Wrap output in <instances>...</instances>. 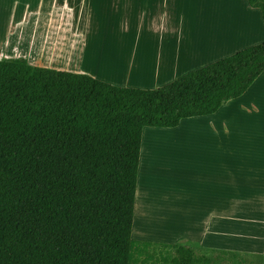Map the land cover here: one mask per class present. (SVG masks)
<instances>
[{
	"label": "crops",
	"instance_id": "crops-1",
	"mask_svg": "<svg viewBox=\"0 0 264 264\" xmlns=\"http://www.w3.org/2000/svg\"><path fill=\"white\" fill-rule=\"evenodd\" d=\"M263 42L262 13L248 0H0V59L23 57L123 87H162ZM256 81L216 113L152 133L165 142L176 136L185 148H147L146 157L141 148L135 211L141 195L144 207L178 219L162 241L168 258L180 245L211 264L260 258L254 245L257 234L264 243V148L234 142L244 136V118L264 115V80ZM175 175L176 185L165 180Z\"/></svg>",
	"mask_w": 264,
	"mask_h": 264
},
{
	"label": "trees",
	"instance_id": "trees-1",
	"mask_svg": "<svg viewBox=\"0 0 264 264\" xmlns=\"http://www.w3.org/2000/svg\"><path fill=\"white\" fill-rule=\"evenodd\" d=\"M263 72L264 42L155 89L0 59V264H129L145 128L212 115ZM170 264L211 261L180 245Z\"/></svg>",
	"mask_w": 264,
	"mask_h": 264
},
{
	"label": "rangeland",
	"instance_id": "rangeland-1",
	"mask_svg": "<svg viewBox=\"0 0 264 264\" xmlns=\"http://www.w3.org/2000/svg\"><path fill=\"white\" fill-rule=\"evenodd\" d=\"M259 80H264V75H262L260 79H258V81ZM261 82L262 81H259L258 84H261ZM254 86L255 89H253V92L259 91L260 88L256 89L257 85ZM240 127L244 136L241 137V131L240 134H235L234 142L236 144V148H264V115H259L255 119L244 118L241 122ZM154 132H163V129L145 128L144 130L142 141L143 156L146 157L148 150L147 148H185L179 147L176 144V136L174 139H167L165 142L162 139H155L154 136H152V133ZM246 137H249V147H245L244 139ZM173 167H177L176 162ZM154 178L156 179L153 180V196H156L160 190L159 188H162L161 181L163 177L158 174V176ZM165 180L169 182V184L171 183L174 185H176L178 181L177 175L173 177H167L165 178ZM143 184L141 189L145 190ZM164 185L166 184L164 183ZM156 189L158 191H155ZM143 207L144 206L143 202H141L140 195L134 217L129 264H170L171 256H169L168 258L167 252L164 253L165 247L163 246L162 241L166 240L170 237V235L173 234V231L176 228L175 222H177L178 219L163 216L161 207H150L149 204L148 206L144 208ZM141 222H143L145 226H143ZM140 224L142 225L140 226ZM257 238L258 239L257 242H255L254 247L257 245L259 246V248L257 247V249L260 253V258L252 261L254 262V264H264V247L262 248V246H264V243L262 240V234H257ZM252 261L251 264H253Z\"/></svg>",
	"mask_w": 264,
	"mask_h": 264
},
{
	"label": "bare ground",
	"instance_id": "bare-ground-1",
	"mask_svg": "<svg viewBox=\"0 0 264 264\" xmlns=\"http://www.w3.org/2000/svg\"><path fill=\"white\" fill-rule=\"evenodd\" d=\"M112 43H113V42H112ZM101 46H102V45H101ZM103 46H105V45H103ZM99 48H100V46H99ZM99 48H97V50H98ZM103 49H104V48H103ZM101 50H102V49H101ZM94 51H95V50H94ZM99 51H100V49H99L98 52H97L98 54H99ZM102 52H103V51H102ZM95 53H96V52H95ZM100 54H101V51H100ZM102 54H103V53H102ZM96 55H97V54H96ZM99 57H100V56H98V61H99V60H102V58H101L102 55H101V57H100L101 59H99ZM95 60H96V56H95ZM99 65H100V64H99ZM147 152H148V151H147ZM150 190H151V189H150ZM152 191H153V189H152ZM155 191H158V190L156 189ZM154 197H155V196H154ZM158 198H159V197H158ZM156 199H157V198H156ZM156 199H155V200H156ZM163 199H164V198H163ZM158 200H159V199H158ZM160 200H161V199H160ZM143 208H144V207H143ZM136 215H137V214H136ZM142 216H143V215H142ZM136 219H137V217H136ZM141 223L143 224V222H141ZM142 224H140V226H141ZM143 226H145V224H143ZM150 226H151V225H150ZM154 227H155V226H154Z\"/></svg>",
	"mask_w": 264,
	"mask_h": 264
}]
</instances>
